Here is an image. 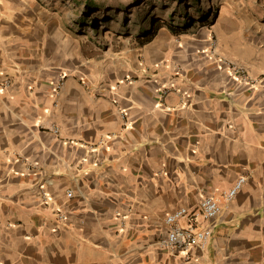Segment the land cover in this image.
I'll use <instances>...</instances> for the list:
<instances>
[{
	"label": "crops",
	"instance_id": "0c3cea01",
	"mask_svg": "<svg viewBox=\"0 0 264 264\" xmlns=\"http://www.w3.org/2000/svg\"><path fill=\"white\" fill-rule=\"evenodd\" d=\"M163 22L99 57L44 0H0V264H264V84L218 58L264 72V0ZM209 194L207 247H163L166 215Z\"/></svg>",
	"mask_w": 264,
	"mask_h": 264
},
{
	"label": "rangeland",
	"instance_id": "374dc122",
	"mask_svg": "<svg viewBox=\"0 0 264 264\" xmlns=\"http://www.w3.org/2000/svg\"><path fill=\"white\" fill-rule=\"evenodd\" d=\"M93 1L102 9L98 6L89 8L83 0H44L55 14L63 18L67 29L83 36L87 55L95 52L89 48L91 40L100 44L101 48L96 50L99 57L111 50L120 52L127 49L134 42L133 34H140L142 27L154 31L158 24L153 23L171 19L172 13H175L172 23L187 24L190 32L199 31L197 26L210 24L215 19L220 4V0H186L183 10L190 14V18L184 19L176 14L178 0ZM84 16L91 25L79 24Z\"/></svg>",
	"mask_w": 264,
	"mask_h": 264
},
{
	"label": "built area",
	"instance_id": "2783aa9c",
	"mask_svg": "<svg viewBox=\"0 0 264 264\" xmlns=\"http://www.w3.org/2000/svg\"><path fill=\"white\" fill-rule=\"evenodd\" d=\"M218 58L237 82L250 86L264 84V72L260 75H253L237 61L222 56H218ZM65 79L64 74L59 76L55 90L56 97L59 96ZM8 85L9 80L4 82V86ZM170 91V87H163L162 96H166ZM55 105H57V102H55ZM53 130L59 132L57 127H54ZM246 181L247 176H240L231 188L222 193V196L226 200L233 199L243 188ZM43 196L46 201L47 193L43 192ZM221 209L220 198L212 194L204 196L195 208L187 206L176 208L165 217L166 235L160 240V244L171 250L205 249L211 239ZM59 218L64 219V215L60 214Z\"/></svg>",
	"mask_w": 264,
	"mask_h": 264
},
{
	"label": "trees",
	"instance_id": "16d2710c",
	"mask_svg": "<svg viewBox=\"0 0 264 264\" xmlns=\"http://www.w3.org/2000/svg\"><path fill=\"white\" fill-rule=\"evenodd\" d=\"M84 1V3L89 7V8H96L97 6H98V4H96L93 0H83ZM185 1L186 0H178V6H179V10H176V14L177 15H179L180 17H183L184 19H189L190 18V14L188 13V12H185L183 9L185 8L184 7V3H185ZM98 7H100V6H98ZM98 9H102V7H100V8H98ZM174 17H175V13H172V18L170 19V20H172V19H174ZM83 19L80 21V25H82V24H85V23H88L89 25H91V22H86V20L85 19H88L87 18V16L85 17H82ZM164 24L166 23V22H163ZM163 23H161V22H156L155 24L157 25V24H163ZM168 24H171V26L173 27H175V29H172L175 33H180V31H182V29H185V28H187V24H175V23H172V22H169ZM173 27V28H174ZM143 28V27H142ZM155 31L156 30H154V31H147L146 29H142L141 30V33L143 34V35H147V37H152V34H154L155 33Z\"/></svg>",
	"mask_w": 264,
	"mask_h": 264
}]
</instances>
